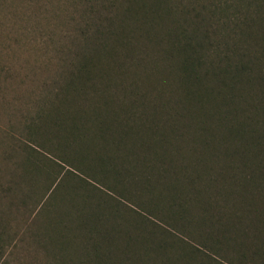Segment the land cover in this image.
Listing matches in <instances>:
<instances>
[{"label":"trees","instance_id":"16d2710c","mask_svg":"<svg viewBox=\"0 0 264 264\" xmlns=\"http://www.w3.org/2000/svg\"><path fill=\"white\" fill-rule=\"evenodd\" d=\"M9 1L0 264H264V0Z\"/></svg>","mask_w":264,"mask_h":264},{"label":"rangeland","instance_id":"374dc122","mask_svg":"<svg viewBox=\"0 0 264 264\" xmlns=\"http://www.w3.org/2000/svg\"><path fill=\"white\" fill-rule=\"evenodd\" d=\"M9 4V0H0V66L3 68L0 76V138L4 131H17L18 121L22 119L20 115L24 112L21 102L25 100L28 89L37 92L35 84L45 76L39 71L27 74L29 80L24 76L37 52V45L26 44L23 29L34 24L36 10L30 13L25 9L26 16L18 12L17 16H13ZM28 18L29 21L25 22ZM39 50L44 51L45 48L40 45ZM6 66L9 67V74L6 73Z\"/></svg>","mask_w":264,"mask_h":264}]
</instances>
